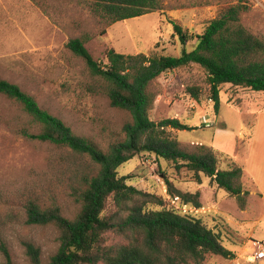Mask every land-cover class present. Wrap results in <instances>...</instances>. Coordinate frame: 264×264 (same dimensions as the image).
<instances>
[{
	"label": "rangeland",
	"instance_id": "obj_1",
	"mask_svg": "<svg viewBox=\"0 0 264 264\" xmlns=\"http://www.w3.org/2000/svg\"><path fill=\"white\" fill-rule=\"evenodd\" d=\"M238 5L246 6L241 24L264 42L263 0H163L162 10L115 24L96 15L90 0H0V80L20 86L77 136L104 149L122 137L129 113L88 91L92 81L86 64L67 49V43L83 39L89 53L102 63H107L110 49L125 55L179 57L184 47L174 24L194 38ZM195 45L196 39L190 40L186 49L191 51ZM207 77L196 64L160 76L148 88L155 97L150 119H177L195 127L168 131L190 153L216 154L220 170H229L233 162L241 167L242 187L249 193L245 207L211 184L210 178L202 175L199 184L193 172H179L172 162L149 153L124 164L119 175L133 176L130 185L164 198L167 208L201 219L234 253L228 259L206 255L201 264H264L254 260L264 248V93L223 85L216 114ZM192 88H198V99L191 95ZM257 121L259 135L251 143L249 130ZM23 129L40 132L19 103L0 94L1 237L12 264H31L24 245L28 242L40 248L43 264H49L59 248L60 232L54 225H29L27 205L35 201L42 208L57 206L65 217L74 219L80 211L73 191L81 161L65 149L26 138ZM164 177L184 193H200L202 207L171 197ZM0 264H7L1 251Z\"/></svg>",
	"mask_w": 264,
	"mask_h": 264
},
{
	"label": "trees",
	"instance_id": "obj_2",
	"mask_svg": "<svg viewBox=\"0 0 264 264\" xmlns=\"http://www.w3.org/2000/svg\"><path fill=\"white\" fill-rule=\"evenodd\" d=\"M90 1L93 12L111 24L163 9V0ZM244 5L230 8L194 38L174 24L184 47L179 57L156 53L125 55L110 49L106 54L107 63H102L89 53L83 39L75 38L67 43V49L86 64L92 81L88 91L105 96L111 107L129 113L130 120L122 128V137L104 149L77 136L20 86L0 80V94L19 103L40 128L37 134L23 129L22 135L65 149L81 161L73 191L80 211L74 219L65 217L57 206L42 208L35 201L27 205L29 225H54L60 232L59 248L49 264H188L190 261L201 264L206 255L234 258V253L223 246L220 235L201 219L167 208L164 198L130 185L133 176H120L119 169L149 153L172 162L179 172L182 169L193 172L199 184L202 175L210 178L211 184L236 197L241 208L245 207L249 193L242 187V168L233 162L229 170H220L216 154L190 153L181 148L168 129L193 131L196 128L177 119L152 121L150 112L155 97L148 91L150 84L163 74L196 64L207 73L216 114L220 111L223 85L264 93V42L241 24ZM193 39L196 45L188 51L186 45ZM190 92L198 99V88ZM164 178L171 197L196 209L202 207L200 193H184ZM24 245L30 263L43 264L40 248L29 242ZM0 251L6 263L12 264L1 231Z\"/></svg>",
	"mask_w": 264,
	"mask_h": 264
},
{
	"label": "crops",
	"instance_id": "obj_3",
	"mask_svg": "<svg viewBox=\"0 0 264 264\" xmlns=\"http://www.w3.org/2000/svg\"><path fill=\"white\" fill-rule=\"evenodd\" d=\"M263 3H264V0H263ZM262 113H264V111L262 112ZM259 121V120H258ZM258 121L256 122V124H255V126H253L250 130H249V136H248V139H249V141L251 142V143H254V141H255V139L258 137V133H257V123H258ZM257 127V128H256ZM219 133V132H218ZM257 183V182H256ZM258 184V183H257Z\"/></svg>",
	"mask_w": 264,
	"mask_h": 264
},
{
	"label": "built area",
	"instance_id": "obj_4",
	"mask_svg": "<svg viewBox=\"0 0 264 264\" xmlns=\"http://www.w3.org/2000/svg\"><path fill=\"white\" fill-rule=\"evenodd\" d=\"M254 260H256V261H262V260H264V248L261 247V249L255 253Z\"/></svg>",
	"mask_w": 264,
	"mask_h": 264
}]
</instances>
